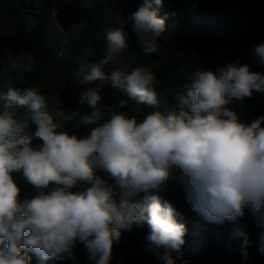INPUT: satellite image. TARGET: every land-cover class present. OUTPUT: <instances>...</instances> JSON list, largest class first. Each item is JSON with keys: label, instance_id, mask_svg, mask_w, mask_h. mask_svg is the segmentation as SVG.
Returning a JSON list of instances; mask_svg holds the SVG:
<instances>
[{"label": "clouds", "instance_id": "1", "mask_svg": "<svg viewBox=\"0 0 264 264\" xmlns=\"http://www.w3.org/2000/svg\"><path fill=\"white\" fill-rule=\"evenodd\" d=\"M161 2L143 0L126 21L146 56L157 52L166 31L157 14ZM105 39L103 58L81 61L74 72L78 86L88 85L80 109L90 111L53 114L38 87L0 92V264H30L32 254L75 259L77 242L91 264H110L114 244L133 225H147L149 250L164 248L157 259L175 264L171 253L185 244L187 227L160 195L169 182L179 185L192 210L211 224L235 225L247 209L264 229V115L248 123L230 106L233 98L264 93V73L239 60L215 70L198 66L191 86L174 94L166 112L138 119L101 106L102 89L118 90L136 106H155L157 76L147 66L130 73L104 71L128 49L124 28L109 29ZM252 53L254 62L264 65V43ZM10 67L31 71L17 59ZM126 104L121 100L117 107ZM68 123L89 131L83 136L57 131ZM18 174L35 189L30 198L21 199ZM232 235L244 238L246 260L247 233L237 226ZM259 240L264 253V231Z\"/></svg>", "mask_w": 264, "mask_h": 264}, {"label": "trees", "instance_id": "2", "mask_svg": "<svg viewBox=\"0 0 264 264\" xmlns=\"http://www.w3.org/2000/svg\"><path fill=\"white\" fill-rule=\"evenodd\" d=\"M142 2L132 0L121 9L118 21L127 33L128 49L115 64L105 65L104 71L120 68L130 73L138 66L152 68L159 81L155 85L158 105L136 106L126 94L104 87L101 106H112L139 119L147 112H166L174 104V94L191 86L189 78L198 66L215 70L239 60L250 65L252 71L264 73V65L254 62L252 53L254 46L264 43V0H162L157 14L165 20L166 31L160 37L157 52L147 56L142 54L131 25L126 23ZM118 11L114 0H0V92L38 87L53 114L57 110L90 111L86 107L80 109L78 101L88 85L78 86L74 72L81 61L98 62L106 54L105 36L115 26L114 15ZM24 52L23 59H18V54ZM13 59L18 64L31 65V71L12 69ZM121 100L127 101L124 108L117 107ZM230 106L250 123L264 115V93H255L243 101L233 98ZM57 131L83 136L89 129L68 123ZM15 178L22 189L21 199L35 194L22 175ZM160 195L173 203L180 213L178 220L187 227L185 244L171 253L175 264H264L259 240L264 229L247 209L237 224L217 225L192 210L179 185L169 182ZM237 226L247 233L250 242L246 260L244 238L232 235ZM147 232V225H133L131 230L122 231L110 264H163L157 254L165 249L149 250ZM73 256L75 259L62 255L43 260L32 254L30 264H91L82 243H76Z\"/></svg>", "mask_w": 264, "mask_h": 264}, {"label": "rangeland", "instance_id": "3", "mask_svg": "<svg viewBox=\"0 0 264 264\" xmlns=\"http://www.w3.org/2000/svg\"><path fill=\"white\" fill-rule=\"evenodd\" d=\"M114 2L118 4V10L119 11L115 13L116 15H114L115 18H114L113 22H114L115 26L113 27V29L114 28H123L122 25H120V23L118 21L119 20V13H120L121 9L123 11V9H125L132 2V0H114ZM59 27H61L60 24H59ZM60 30L64 31L62 28H60ZM62 36L63 37L65 36V32L63 33ZM65 42L66 41L64 40V43Z\"/></svg>", "mask_w": 264, "mask_h": 264}]
</instances>
